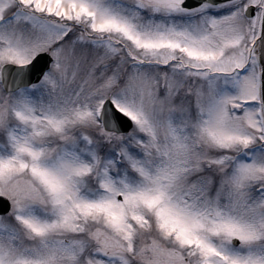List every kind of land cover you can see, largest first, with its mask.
<instances>
[{
	"label": "snow or ice",
	"instance_id": "obj_1",
	"mask_svg": "<svg viewBox=\"0 0 264 264\" xmlns=\"http://www.w3.org/2000/svg\"><path fill=\"white\" fill-rule=\"evenodd\" d=\"M0 264H264V0H0Z\"/></svg>",
	"mask_w": 264,
	"mask_h": 264
}]
</instances>
